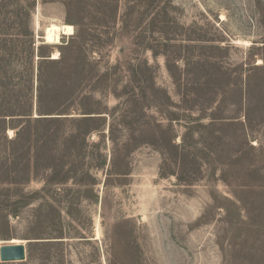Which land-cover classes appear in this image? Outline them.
Wrapping results in <instances>:
<instances>
[{
	"label": "rangeland",
	"instance_id": "1",
	"mask_svg": "<svg viewBox=\"0 0 264 264\" xmlns=\"http://www.w3.org/2000/svg\"><path fill=\"white\" fill-rule=\"evenodd\" d=\"M0 110V264H264V0H0Z\"/></svg>",
	"mask_w": 264,
	"mask_h": 264
},
{
	"label": "bare ground",
	"instance_id": "2",
	"mask_svg": "<svg viewBox=\"0 0 264 264\" xmlns=\"http://www.w3.org/2000/svg\"><path fill=\"white\" fill-rule=\"evenodd\" d=\"M37 24H39V21L37 19ZM75 33V28L73 24L70 23H63V24H58V23H50L46 28H45V36L44 39L46 40V43H58L60 42V38L62 34L66 35H72ZM55 55L53 56L54 58H57L58 53H54ZM97 235L99 237L100 235V230L97 228ZM11 242L16 243L20 242L17 239L12 240Z\"/></svg>",
	"mask_w": 264,
	"mask_h": 264
},
{
	"label": "water",
	"instance_id": "3",
	"mask_svg": "<svg viewBox=\"0 0 264 264\" xmlns=\"http://www.w3.org/2000/svg\"><path fill=\"white\" fill-rule=\"evenodd\" d=\"M26 259V246L23 242L3 244L0 246V261H22Z\"/></svg>",
	"mask_w": 264,
	"mask_h": 264
},
{
	"label": "trees",
	"instance_id": "4",
	"mask_svg": "<svg viewBox=\"0 0 264 264\" xmlns=\"http://www.w3.org/2000/svg\"><path fill=\"white\" fill-rule=\"evenodd\" d=\"M35 7H36V4L34 3L33 4V7H32V9H35ZM71 24V23H70ZM73 24H77V23H73ZM17 28H18V30H19V33H18V35L19 36H23V37H25V36H28L29 34H30V32H29V28L27 27V26H25V24H24V22L23 21H21V20H19L18 22H17ZM33 41H31V39L29 40V51L28 52H30V54H31V52L33 51ZM27 52V51H26ZM26 58H27V56H25ZM4 109V108H3ZM3 111H5V110H0V113H2ZM7 112H9L10 110H6ZM19 111L20 112H22V113H24V112H26L27 110H20L19 109ZM0 115H2V114H0Z\"/></svg>",
	"mask_w": 264,
	"mask_h": 264
}]
</instances>
